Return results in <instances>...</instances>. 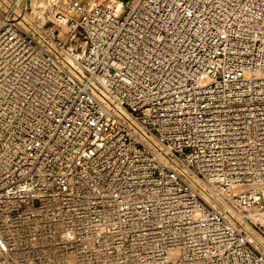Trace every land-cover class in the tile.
I'll list each match as a JSON object with an SVG mask.
<instances>
[{
	"label": "built area",
	"instance_id": "1",
	"mask_svg": "<svg viewBox=\"0 0 264 264\" xmlns=\"http://www.w3.org/2000/svg\"><path fill=\"white\" fill-rule=\"evenodd\" d=\"M0 0V264H264V0Z\"/></svg>",
	"mask_w": 264,
	"mask_h": 264
},
{
	"label": "bare ground",
	"instance_id": "2",
	"mask_svg": "<svg viewBox=\"0 0 264 264\" xmlns=\"http://www.w3.org/2000/svg\"><path fill=\"white\" fill-rule=\"evenodd\" d=\"M128 6H132L135 0H125ZM32 8L34 17L42 21L47 16V1L46 0H32Z\"/></svg>",
	"mask_w": 264,
	"mask_h": 264
}]
</instances>
